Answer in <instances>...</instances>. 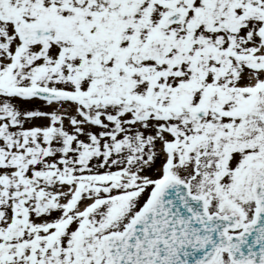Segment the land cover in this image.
Wrapping results in <instances>:
<instances>
[{
    "label": "snow or ice",
    "instance_id": "obj_1",
    "mask_svg": "<svg viewBox=\"0 0 264 264\" xmlns=\"http://www.w3.org/2000/svg\"><path fill=\"white\" fill-rule=\"evenodd\" d=\"M0 264H264V0H0Z\"/></svg>",
    "mask_w": 264,
    "mask_h": 264
}]
</instances>
